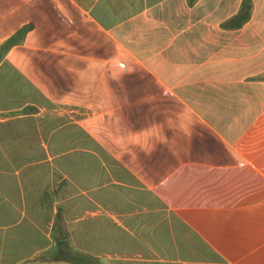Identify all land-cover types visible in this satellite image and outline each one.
Instances as JSON below:
<instances>
[{"label": "crops", "instance_id": "crops-1", "mask_svg": "<svg viewBox=\"0 0 264 264\" xmlns=\"http://www.w3.org/2000/svg\"><path fill=\"white\" fill-rule=\"evenodd\" d=\"M243 1L0 0V46L33 25L0 62V264H57L53 230L68 199L83 211L66 224L78 231L74 244L83 251L96 244L93 233L87 237L93 222L106 217L122 224L90 196L97 185L83 190L70 180L75 194L68 196L65 186L62 195L68 176L53 173L51 136L40 125L45 118L69 121L54 111L77 112L60 106L74 101L90 104L73 121L83 125L104 88L156 117L162 132L170 128L167 121L176 123L171 130L199 153L160 159L158 152L149 159V148L165 152L164 144H152L129 164L127 155L107 151L168 206L135 209L143 219L158 215L130 232L139 251H88L96 261L264 264V0H252L251 19L241 28H222ZM16 71L59 107L40 105L38 114L23 115L18 88L4 89L20 85ZM149 103L156 109L141 108ZM86 197L95 208L84 205Z\"/></svg>", "mask_w": 264, "mask_h": 264}, {"label": "trees", "instance_id": "trees-1", "mask_svg": "<svg viewBox=\"0 0 264 264\" xmlns=\"http://www.w3.org/2000/svg\"><path fill=\"white\" fill-rule=\"evenodd\" d=\"M198 1L188 0V3L193 6ZM252 8L253 1L244 0L239 14L224 22L222 28L226 30L241 28L251 19ZM32 29L33 25L23 27L16 35L0 46V62L5 60L8 52L14 46L25 40L27 33ZM19 75L20 71H16L13 74V79L15 80ZM19 83L20 85L18 86H14V84L13 87L8 85L4 89L7 88V93L11 94L12 92L15 93L18 88L21 97L20 106H24L20 111L23 115L38 114L40 105H44L49 109L59 107L55 102L49 100L38 87L30 83L24 75H20ZM82 92H79L80 95H82ZM100 92V99L95 100L93 108L90 107L89 109L90 116L95 112L94 116L86 118L83 125L72 121H60L57 117L45 118L40 122V125L45 129L48 128L47 135L50 134L51 136L48 141V152L52 158L53 173L59 177L68 176V179L63 181L62 195L65 194V186L68 188V196L75 194L70 180L83 190H91L97 185L99 190L91 192L90 196L102 208L110 210L121 217L122 224L113 219L101 217L99 221L89 225L87 237L90 239L91 233H93L96 244L93 247L89 245L84 249L89 252L99 251L101 253L125 255L129 252H137L141 248V244L130 233L135 226L141 221L154 222L158 217V215L149 214L143 219L145 215L134 213L135 209L163 210L168 205L151 191L128 167H125L107 151L118 155L120 158H123L124 154L127 155L129 164H135L142 154L141 148L152 147V144H164L162 150L164 149L165 152L160 151L161 149L159 148L158 150L149 148L145 151L149 159L156 158L158 152L160 155L162 153L165 154L160 156L161 159L165 156L169 158L177 157L178 153L181 155V153L188 151H191V155H194L199 153V151L197 149L189 150L187 148L188 145L184 144V136H179L176 133L177 131L171 130L173 125L177 126L176 123L167 121L166 123L170 128L162 132L159 128H156V117L145 116L143 112L139 111L138 106L127 107V105L132 103L130 101L127 102V96H112L110 91L105 88ZM88 93L85 91L84 97H87ZM28 94L32 97L22 100ZM27 103L31 104L26 105ZM88 105L90 104H87V102L77 104L75 101L68 104H60L62 107H71L73 109H85ZM141 108L156 109L154 103H149ZM150 113L152 114V111ZM183 120L188 121V118ZM35 124L37 125L36 122ZM105 146L108 148L105 149ZM184 146L186 149L183 148ZM83 149L99 152L101 159L88 151H83ZM104 162L108 166L102 169ZM159 164H161L160 160L157 162V166ZM138 167L139 164L133 168L136 169ZM153 168V166L150 167V169ZM99 172H101V175L96 183L93 178ZM83 203L90 208L93 205L87 197ZM93 207L95 208V205ZM76 208L79 207H76L73 199H68L67 201V212L62 206L59 208L53 230V239L56 240L57 247L53 251L52 262L57 264H103L99 260L96 261L97 258L93 257L91 253L79 249L80 246L77 247L74 244L78 231H71L66 224L67 220H75L82 216L83 211ZM76 210L78 211L77 213L75 212ZM171 217L173 216L171 215ZM172 220L176 221V218L173 217ZM127 228H129V231H127ZM114 264L122 263L116 261Z\"/></svg>", "mask_w": 264, "mask_h": 264}, {"label": "rangeland", "instance_id": "rangeland-1", "mask_svg": "<svg viewBox=\"0 0 264 264\" xmlns=\"http://www.w3.org/2000/svg\"><path fill=\"white\" fill-rule=\"evenodd\" d=\"M86 109H88V107ZM54 112L57 113V114L64 115L65 116V117H63L64 119H68L69 121H72V122L81 120V118H82L81 115L83 114L81 109L78 110L77 112H75V111L66 112V110H63V109L62 110L58 109L57 111H54ZM45 114H46V112H42V115H45ZM260 136H261L262 139L264 138V137H262V135H260ZM262 142L264 143V141H262ZM255 156L258 157L257 154H255ZM115 217L118 220L120 218V216H118L116 214H115Z\"/></svg>", "mask_w": 264, "mask_h": 264}]
</instances>
